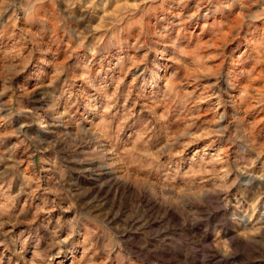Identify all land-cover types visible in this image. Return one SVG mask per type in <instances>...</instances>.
I'll return each instance as SVG.
<instances>
[{"label":"rangeland","instance_id":"obj_1","mask_svg":"<svg viewBox=\"0 0 264 264\" xmlns=\"http://www.w3.org/2000/svg\"><path fill=\"white\" fill-rule=\"evenodd\" d=\"M0 264H264V0H0Z\"/></svg>","mask_w":264,"mask_h":264}]
</instances>
